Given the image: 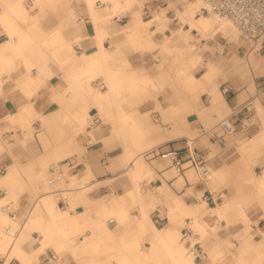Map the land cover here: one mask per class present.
<instances>
[{"label": "crops", "instance_id": "1", "mask_svg": "<svg viewBox=\"0 0 264 264\" xmlns=\"http://www.w3.org/2000/svg\"><path fill=\"white\" fill-rule=\"evenodd\" d=\"M96 2L98 5L102 4L100 0ZM113 18L117 22L115 25L124 26L130 16L127 15L126 23H123L125 19H120L118 16ZM97 26L102 25L99 23ZM95 32L93 17L86 10L84 0H0V115L4 114L2 118L7 122H19L28 128L25 124L29 121L30 125L33 118V114L26 111L29 105L36 109L40 106L52 108L55 105L54 98L56 97L68 98L70 101L76 99L70 90L60 88L64 79H62V74L64 72L65 75L68 68L73 67L77 57H80L84 52V48L80 45L81 41L84 40L83 43L88 45V49H92ZM103 45L119 54V59L115 62L117 66L122 68L125 66L133 73L148 72L145 67L130 68L129 62L125 65L120 63L123 60L122 50L129 45L122 33L117 32V34L107 37L103 41ZM226 83L231 87L230 94L225 95V103L231 111L227 117L234 123V133L247 134L255 126V122L246 127V119H243L242 115L231 114L241 105L250 102L251 108L246 115H250L253 120L252 100L238 103L239 94L235 93L231 82ZM103 87L105 86L103 85ZM181 95L185 98L186 93L180 92L179 96ZM84 98H88V102L91 100L90 95H85ZM51 99L53 102L49 104ZM58 100L60 102V99ZM69 104L73 105L72 109L70 108L72 111L80 108L78 101ZM61 107L63 108V106ZM124 109L134 115H136L135 113L139 114L136 107L130 110L124 105ZM106 112L113 114L112 111ZM35 118L37 119V117ZM177 129L181 130L179 127ZM26 130L24 129L25 132ZM108 130L111 132L112 129L105 127L103 131L106 138L111 135V133L108 135ZM220 135L222 133L213 129L209 134V140L213 144L224 145L223 138L220 142H215V138ZM19 140L24 142L22 138ZM89 141L86 142V148L91 144L88 143ZM145 141L149 142L147 137ZM185 144V141L170 139L162 146H167L168 149H179L184 148ZM191 148L197 147L191 146ZM206 149H199L205 153L204 172L193 168L201 175H205L207 172L205 167ZM121 153L122 151L118 155ZM104 161L106 162V160ZM6 163L10 165L9 171L12 168L15 169L11 173L12 178H15L17 175L16 166L7 159L3 163V169H5ZM172 164L179 172L183 182L178 184V175L169 179L164 178L168 187V196L161 199L169 204V208L158 205L151 213L148 211L156 227L172 228L176 232L172 240H165L167 246L164 248L153 246V243L159 241L157 238L139 233L136 221L140 211L139 204L136 203L135 208H130L126 204L127 217L121 219L118 224L116 223L117 219L107 218V211L117 207L116 203L111 201L112 197L123 196L128 200L127 196L131 193L127 191L128 188L121 186L117 187V191L111 193L107 185H101L98 189L90 192H85L80 188L78 191H73L71 204L67 202L62 205L60 201L55 202L51 218L44 208H40L35 212L32 222L29 223L30 236L21 242V252L12 256L1 252L0 264H264V207L257 203L250 204L245 208L247 220L231 215V220L228 222L226 219L221 220L216 216H207L208 227L216 228L209 238L208 250H205L197 240H194L199 237V231H194L192 228L191 217L180 216L181 210H179L178 218L171 220L173 218H170V210L174 209L175 199L187 206L196 205L201 200H205L211 207H215L218 204L217 200L220 199V196L215 198L214 192L207 187L204 181L191 182L187 169L192 167L180 171L174 163ZM3 169L1 172H4ZM7 174L4 176L7 177ZM155 182L163 183L161 179H157ZM152 183L151 181L150 184L154 187ZM236 189L233 187L234 191L229 193L231 200L237 199L233 198V194L236 197L239 196L235 192ZM253 191L252 188L243 195L255 194ZM28 196V192L23 193L18 207L13 211L6 210L9 209V204L1 206L2 200H0V213L6 214L8 220L6 223L0 220V227L7 233L16 225V220L19 222V227L28 220L26 215ZM59 211L68 214L62 217ZM183 218L185 225L179 228V223ZM187 220H190V223H187ZM102 221L109 227V232L99 229ZM187 224L191 229V242H195L199 246L197 253L190 251L187 243L181 240V236L178 238L179 233L182 234L183 228ZM46 228H51V231L55 232L56 235L53 239H50L46 234L47 231L44 230ZM62 233L67 235L66 239L63 238ZM180 244L187 248L185 255L177 252ZM210 253L218 255L219 260L212 262ZM52 255H55L56 258L53 259ZM188 255L193 257L191 262H188Z\"/></svg>", "mask_w": 264, "mask_h": 264}, {"label": "bare ground", "instance_id": "2", "mask_svg": "<svg viewBox=\"0 0 264 264\" xmlns=\"http://www.w3.org/2000/svg\"><path fill=\"white\" fill-rule=\"evenodd\" d=\"M96 1L97 0H84L85 8L93 17L96 29L95 36L92 39L93 47L92 49H88V45L83 43L84 40L80 42V45L84 48V52L80 57H77L73 67L71 66L65 72L63 84L60 87L62 90H70L76 96V99H71V104L78 101L80 103V108L72 111L70 109L66 110L63 106L59 114L62 121L71 126L74 137H79L88 133L87 124L88 116L90 115V106L98 109L101 116L105 117L106 115L115 122L117 133L123 137L127 143H125L124 153H122V163L125 169L114 179L122 177L121 181H118V186L128 188L127 191L131 193L129 194L130 199L140 206L139 215L136 218L139 233L142 235L149 234L153 236V238H157L159 241L153 243V246L156 248H164L167 246L165 240H172L176 232L173 231L172 228L156 227L148 211L157 200L166 195L168 196V187L166 183L163 182L162 184L156 185L153 189H149L147 193H143V188L140 184L141 179L144 177H153L155 175L154 167L145 160L146 151L141 150V148L145 146L144 141L148 131L144 124L146 121L144 117L147 115H140L145 113H135L136 115H134L127 112L123 105L124 100H132L134 97H140L146 87L158 89L159 84L148 72L133 73L128 68L124 69L121 66H117L115 62L119 59V54L106 48L103 45V41L110 35L113 36L117 34L119 31L125 36L129 44H152L159 47L167 56L171 57V63L163 69V75L179 80L186 86L189 92L196 94V99L199 94H207L210 100V105L207 108L213 111H217L220 105H225V98L223 93L218 91V87L215 84L208 82L211 81L213 75L229 65L231 60L239 61L241 57L237 54L236 50L232 48L217 61L205 59L200 52L198 44L202 43L204 40L206 41L205 43L208 44L212 38L221 35L228 43H234L237 47H247L248 52L247 55L245 54L246 61L242 62L243 67L247 69L243 78L249 87L255 91V71H264V58H259L252 54L253 51L257 49V45L247 40L230 20L221 18L212 11H204L203 9L207 8V6L203 0L170 1L169 6L158 8L148 19L143 17V8L147 0H100L102 4L99 5ZM170 7L173 8L172 17L168 15ZM128 13H130V20L124 26H118L112 23L114 16L121 18ZM172 18L178 19L181 25L175 30L171 29V33L167 34L165 32L166 28H168L167 22ZM99 23L102 26H97ZM184 26H187V28ZM157 32H161L162 35L156 42L151 35ZM205 43H203L204 46ZM255 46L256 48H254ZM71 52L73 53V51ZM200 67H203V71H201L199 75H196L195 72ZM163 75L162 77H164ZM98 81H100V83H98ZM101 83L104 84L105 90L99 87ZM85 95L91 96L90 102H88V98H84ZM52 102L53 99L50 100L49 104ZM48 107L49 106H40L36 109L29 105L26 111L32 113L33 117L43 119L48 117ZM106 111H112V116H108ZM25 125L29 126V121ZM260 133L262 137H264V119L262 121ZM250 139V137L238 139L239 148L242 151L251 150ZM214 151L215 150L212 149L208 153L209 162L207 166L209 170H207L205 174L208 175L210 186L217 187L224 182V171H226V169L217 162ZM261 166H263V168L260 174H257L251 169L246 179L247 182L251 184L255 194L243 195L235 200H231L228 197L227 200L218 204L216 203L217 205L215 207L208 206L205 200H201L199 204L187 206L180 200L175 199L173 202L174 209L170 210V218H173L171 220L178 218L177 212L179 210H181L180 216L184 217L186 215L191 217L199 231V237L195 240H197L205 250H208L209 238L216 228L208 227L206 221V219H208L207 216H216L218 219H226L228 222L231 220V215L247 220L245 208L248 205L257 203L264 207V162H261ZM14 170L15 169L12 168L11 171L8 172L7 177H4L2 181L3 184L11 183V179H14L11 173ZM93 174L91 166L88 165L77 175H66L65 179L63 174L62 176L65 183L70 185L78 184V186L80 185L78 188L86 190L89 187H87L84 182ZM62 176L60 177L61 180ZM188 176L191 179L196 178L193 170L189 171ZM108 180H113V178ZM182 180V177H179L178 184ZM70 193L72 194V203L73 192ZM125 200L123 196H113L111 201L115 202V206L117 207L109 209L106 213V217L117 219V224L121 222V219L127 217ZM54 203V193L48 191V188H46L44 194L41 195L39 199L33 203L31 209L27 211L26 215L28 216V220L23 226L21 225V227H19V222L16 220V225H14L8 233L0 227V253H6L9 256L19 254L21 252V242L30 236L29 223L32 222L35 212L40 210V208H44L51 218L54 212ZM59 212L62 217L68 214L61 213V211ZM0 220L6 223L7 215L0 213ZM256 223L255 221V224ZM99 229L109 232V227L103 221ZM44 230L47 231L46 234H48L50 239L55 237L56 234L53 230L51 231V228H46ZM62 236L65 239L67 238L66 234L62 233ZM184 246L185 245L180 244L177 252L185 255ZM210 258L212 262L219 260L218 255L211 254ZM192 259L193 257L188 255V262H191Z\"/></svg>", "mask_w": 264, "mask_h": 264}, {"label": "rangeland", "instance_id": "3", "mask_svg": "<svg viewBox=\"0 0 264 264\" xmlns=\"http://www.w3.org/2000/svg\"><path fill=\"white\" fill-rule=\"evenodd\" d=\"M170 1L176 0H147L143 8V17L148 19L158 8L169 6ZM172 14L173 8L170 7L168 15L172 17ZM127 15L130 16V13ZM126 21L125 19L123 23H126ZM112 23L117 24L114 20ZM167 25L168 28H166L165 32L170 34L171 29H177L181 23L178 19L172 18L167 22ZM184 27L187 28V26ZM161 35V32H157L151 36L157 42ZM205 42L204 40L198 44L200 52L205 59L217 61L232 48L241 57L239 61L231 60L230 64L213 75L211 81L208 83L212 82V84L218 87V91L222 92L221 85L229 81L235 93L239 94L238 103L252 100L255 126L247 134L242 132L225 134L223 137L225 140L224 145L213 144L209 140V134L213 129L218 133H222L219 124L222 119H225L230 114V108L225 103V105H220L217 111L209 110L207 107L210 105V100L207 94H199L196 99V94L189 92L186 86L179 80L163 75V69L171 63V57L167 56L159 47L152 44H129L122 50L123 60L120 63L125 65L129 62L130 66H128L130 68L145 67L148 70V74L159 84V88L152 89L146 87L140 97L132 100H124L123 103L128 109L131 110L133 107H136L139 113H145L140 115H147L144 117L146 120L144 124L148 129L145 138L147 137V141L149 142L144 141L145 146L141 150L147 151L150 148L158 146L160 150H166L168 147H163L162 145H165L170 139L185 141L190 146H195L199 149L207 148L205 150V167L207 170H209L207 166L209 162L208 153L212 149L215 150V159L226 169L224 171V182L220 186H210L208 175H201L193 168L187 169V174L190 170H193L196 178L190 179L191 182L204 181L207 187L214 192L215 198L220 196V199L217 200V203H220L227 200L228 197L231 199L229 193L234 191L233 187L237 188L235 192L239 194L237 197L233 194V198L243 196V193L251 190L252 186L246 180L249 171L253 169L257 174H260L263 168L261 162H264V137H262L260 131L264 119V71H255V91L249 87L243 78L247 69L243 67L242 62L246 61L245 54L247 55L248 52L247 47H237L234 43H228L221 35L212 38L208 44ZM203 43H205V46ZM252 54L259 58H264V40L262 44L259 43L257 49ZM124 68L126 67L124 66ZM201 71H203V67L193 72L199 75ZM62 75L63 79L64 72ZM103 85L101 83L99 87H103ZM102 90H105V87ZM180 92L186 93L185 98L182 95L179 96ZM223 95L225 98V94ZM58 99H60V102ZM54 102V107L49 108L48 117L43 119L33 117L28 128L19 122H7L2 118L4 114L0 115V200H2L1 206L9 204L10 207L6 209L7 211H13L18 207L20 197L25 192L29 193L26 211L30 210L33 203L44 194L46 188H48V191L54 193L55 202L58 203L61 195L66 194L67 201L71 204L72 194L70 192L78 191L80 185H70L63 180L66 175L79 174L88 165L91 166L94 174L84 182L89 187L85 192L96 190L101 185H107L111 193L117 191L118 181H121L122 177L119 179L114 178L125 169L122 163V153H124L125 143L127 142L116 132L115 122L106 115L105 117L101 116L98 109L90 106L89 113L95 112L101 119V124L91 132L74 137L71 126L62 121L59 114L62 109L61 106H64L66 110L72 109L73 105L71 106L69 104L72 101L68 98L56 97L54 98ZM90 110L92 111L90 112ZM108 116H112V114H108ZM105 127L106 129H112L111 132L108 130V135L111 133L108 138L105 137L106 134H103ZM178 127L181 130L177 129ZM24 129H27L26 132ZM88 137L90 138L91 144L86 148V142L89 141ZM249 137L251 138V150L242 151L239 148L238 139ZM21 138L24 142H20L19 139ZM121 151L122 153L118 155ZM72 155L83 158L84 166L74 173L64 171L62 173L64 179L62 176V180L60 179L49 183L50 168L60 164L62 160ZM7 159L16 166L17 175L14 179H11V183L3 184L4 175L8 173L10 168V165L7 163L4 166L5 169L2 168L3 163ZM103 160L107 162L106 167L104 166ZM145 160L154 167L155 175L141 179L140 184L143 188V193H147L149 189H153L157 184H160V182H155L157 179H161L164 182V178L169 179L175 175L181 177L171 160L161 157L147 158L146 155ZM1 169L4 172H1ZM200 170L203 171V167ZM112 178L113 180H108ZM151 181L154 187L151 186ZM5 191L6 193L4 194ZM127 198L128 200H125L126 204L130 208H135L136 203L132 202L129 195ZM158 205L169 208V204L159 199L149 209L150 213ZM184 225L185 219L183 218L179 223V228ZM192 226L194 231H196L197 228L194 221ZM180 236L179 233L178 238ZM185 251L187 252V248H185Z\"/></svg>", "mask_w": 264, "mask_h": 264}, {"label": "built area", "instance_id": "4", "mask_svg": "<svg viewBox=\"0 0 264 264\" xmlns=\"http://www.w3.org/2000/svg\"><path fill=\"white\" fill-rule=\"evenodd\" d=\"M207 8L204 11H212L221 18L230 20L238 30L249 40L252 44H262L264 40V0H203ZM127 15L122 16L120 19H126ZM256 48V46L254 47ZM262 48V47H260ZM259 48V49H260ZM222 92L225 95H229L231 87L228 83L224 82L222 85ZM251 108V103L246 102L237 108L231 115H242L243 119H246L245 126L248 127L253 124V120L250 115H246ZM230 115V116H231ZM101 123V119L95 114L91 113L88 117L87 130L93 131ZM222 129V135L215 138V142H220L225 134H231L235 132L234 123L229 120V117L222 119L220 122ZM88 143H91L90 141ZM147 158L161 157L171 160L179 168L180 171H184L187 167H192L197 170L202 168L205 163V153L203 150L197 148H191L186 142L184 148L179 149H166L160 150L159 147H154L145 152ZM104 166H107V162H103ZM84 166L83 158L77 155H72L60 162L56 166H52L49 170L50 178L49 183H53L60 179L64 171L76 172ZM62 205L66 204L67 195L63 194L60 198ZM190 223V220H187ZM190 227L188 224L183 228L181 234V240L187 243L191 252L197 253L199 246L197 243L191 242ZM55 259L56 256L52 255Z\"/></svg>", "mask_w": 264, "mask_h": 264}]
</instances>
